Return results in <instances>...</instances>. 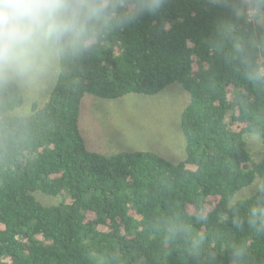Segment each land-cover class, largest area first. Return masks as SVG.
<instances>
[{
    "label": "trees",
    "instance_id": "16d2710c",
    "mask_svg": "<svg viewBox=\"0 0 264 264\" xmlns=\"http://www.w3.org/2000/svg\"><path fill=\"white\" fill-rule=\"evenodd\" d=\"M213 23L201 0H172L70 65L31 105L26 129L0 148V264H230L237 246L247 264H264V236L235 226L264 180V93L209 50ZM174 84L187 97L181 159L86 141L85 97H153ZM204 206L199 222L192 212ZM177 222L188 231L170 235ZM197 235L198 257L189 251Z\"/></svg>",
    "mask_w": 264,
    "mask_h": 264
},
{
    "label": "clouds",
    "instance_id": "9594fccd",
    "mask_svg": "<svg viewBox=\"0 0 264 264\" xmlns=\"http://www.w3.org/2000/svg\"><path fill=\"white\" fill-rule=\"evenodd\" d=\"M213 17L206 40L211 52L264 93V0H201ZM172 0H0V148L13 146L39 101L70 65L97 55L112 38L148 17L161 16ZM11 105V107H10ZM256 199L246 218L236 222L264 236V180L255 186ZM203 222L207 206L193 210ZM179 222L169 234L187 232ZM203 236L189 251L198 257ZM248 250L230 251V264H247ZM215 261L213 252L208 254Z\"/></svg>",
    "mask_w": 264,
    "mask_h": 264
},
{
    "label": "rangeland",
    "instance_id": "374dc122",
    "mask_svg": "<svg viewBox=\"0 0 264 264\" xmlns=\"http://www.w3.org/2000/svg\"><path fill=\"white\" fill-rule=\"evenodd\" d=\"M46 94L37 101L39 104ZM186 102V94L178 84L153 97L126 96L107 101L87 96L82 103L80 128L86 141L102 151L146 149L179 160L184 155L179 114ZM257 142L255 137H250L252 148ZM252 191V187L246 189L238 197L248 196ZM38 197L45 205L60 200V197Z\"/></svg>",
    "mask_w": 264,
    "mask_h": 264
}]
</instances>
